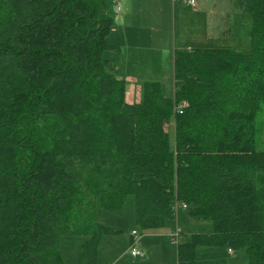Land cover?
<instances>
[{
    "label": "trees",
    "instance_id": "1",
    "mask_svg": "<svg viewBox=\"0 0 264 264\" xmlns=\"http://www.w3.org/2000/svg\"><path fill=\"white\" fill-rule=\"evenodd\" d=\"M114 1L0 0V264H64L65 236L97 264V206L119 215L129 197L141 231L183 205L211 225L179 235L177 264L216 247L264 264V0H234L249 54L175 49L168 87L142 82L135 104L103 57Z\"/></svg>",
    "mask_w": 264,
    "mask_h": 264
},
{
    "label": "rangeland",
    "instance_id": "2",
    "mask_svg": "<svg viewBox=\"0 0 264 264\" xmlns=\"http://www.w3.org/2000/svg\"><path fill=\"white\" fill-rule=\"evenodd\" d=\"M194 1L196 12L183 4H176L175 9L172 10V7L169 8L164 3L166 14L164 18L162 17L164 14H161L162 18L155 21V26L158 28L155 29L156 33L152 32V20H149V26L142 25L143 29H138L143 35L144 47L136 50L129 46L125 51V48L120 46L124 51L121 53L123 61L119 53L115 54L113 51H105L103 57L113 63L114 67L117 66L120 72L132 73L136 77L149 74V78L144 79L145 81L150 79L168 87L167 77L171 72L170 56L175 49H188L191 47L190 43H199L195 46L205 44L213 47L229 46L239 53L251 52L250 22L242 11L234 6V0ZM108 36L106 43L111 45L112 40ZM190 36H197V40ZM120 80L125 82L126 102L139 103L140 89L136 91V88L132 87V79L123 77ZM257 126L258 138L264 141V106L259 114ZM261 149H264V143L261 144ZM97 221L101 226L111 230V234L100 239L97 264H177V242L180 234L198 235L212 231L209 223L191 220L188 213L182 209L177 211L175 219L167 222L163 229L154 232L141 231L135 226L132 197L127 199L119 215L106 211L98 205ZM133 231L138 234L136 248L142 254L138 258L131 256ZM82 243L81 237H61L59 251L64 264H77L78 251ZM194 255L195 264H247V257L243 252L229 255L228 250L222 247L197 248Z\"/></svg>",
    "mask_w": 264,
    "mask_h": 264
},
{
    "label": "crops",
    "instance_id": "3",
    "mask_svg": "<svg viewBox=\"0 0 264 264\" xmlns=\"http://www.w3.org/2000/svg\"><path fill=\"white\" fill-rule=\"evenodd\" d=\"M164 3L172 7V10L175 9V5H185L186 7H190L188 4L184 3L183 0H119V5L121 6L120 13L117 15L116 25L110 32L108 38L111 39V45L117 47V51H113L115 54L119 53V57L123 61V56L121 53L124 52L121 47L125 48V51L129 49V46L132 49L139 50L141 47H144L143 44V35L138 29H143V26H149V22L152 23V32L156 33L158 28L155 26V21L157 19L164 18L166 14V6ZM196 4V3H195ZM174 7V8H173ZM193 9V12H196V6ZM161 14H164L161 17ZM150 20V21H149ZM156 29V30H155ZM153 38V37H152ZM194 40H197V36H190ZM199 44V43H196ZM196 44L190 43L189 46H195ZM121 46V47H120ZM118 55V54H117ZM114 73L120 72V69L115 65H113ZM170 66L171 72L168 74L167 79L171 78L172 74V55L170 56ZM118 79H123V77H128V79H132L131 85L136 88V91L140 89V84L144 82L146 78H149V74H144V77H136L132 73H124V71L116 74ZM142 80V81H141ZM150 81V79H149ZM136 91L134 95L136 94ZM139 96V92L137 93V97ZM228 254L230 255L228 250Z\"/></svg>",
    "mask_w": 264,
    "mask_h": 264
},
{
    "label": "built area",
    "instance_id": "4",
    "mask_svg": "<svg viewBox=\"0 0 264 264\" xmlns=\"http://www.w3.org/2000/svg\"><path fill=\"white\" fill-rule=\"evenodd\" d=\"M184 3L188 4L189 6H191L192 8H194L196 6L195 4V1L194 0H183ZM114 6H115V10H114V13H115V16L117 17V15L120 13V10H121V6L119 5V0H115L114 1ZM188 50H190L188 48ZM188 104L183 101V102H180L179 105L176 107V111L178 113H182L183 109L187 108ZM182 210H186L187 207L186 206H181ZM132 243H131V256L133 258H138V257H141L142 254L139 252V250L136 248V243H137V232L133 231L132 234ZM229 253H232L230 250H229Z\"/></svg>",
    "mask_w": 264,
    "mask_h": 264
}]
</instances>
